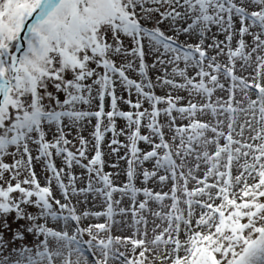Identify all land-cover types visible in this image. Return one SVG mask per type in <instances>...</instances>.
<instances>
[{"label":"snow or ice","instance_id":"6c2138e0","mask_svg":"<svg viewBox=\"0 0 264 264\" xmlns=\"http://www.w3.org/2000/svg\"><path fill=\"white\" fill-rule=\"evenodd\" d=\"M0 264H264V0H0Z\"/></svg>","mask_w":264,"mask_h":264}]
</instances>
